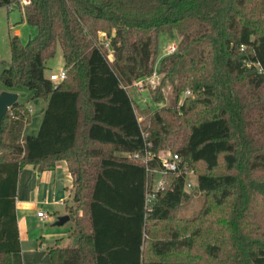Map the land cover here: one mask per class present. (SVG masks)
Returning <instances> with one entry per match:
<instances>
[{
    "label": "trees",
    "instance_id": "trees-1",
    "mask_svg": "<svg viewBox=\"0 0 264 264\" xmlns=\"http://www.w3.org/2000/svg\"><path fill=\"white\" fill-rule=\"evenodd\" d=\"M21 1L0 8L20 9L38 33L26 44L10 35L0 80L48 106L36 136H24L32 113L19 100L2 122L0 264L21 252L23 169L60 160L74 179L68 213L79 238L49 248L54 264H264V0ZM167 34L178 50L153 85ZM59 46L67 77L55 87L46 70ZM139 80L157 106L145 128L128 91ZM147 143L155 154H179L197 175L191 193L185 175L165 176L150 211L155 174L129 157ZM194 195L203 205L189 219Z\"/></svg>",
    "mask_w": 264,
    "mask_h": 264
},
{
    "label": "rangeland",
    "instance_id": "rangeland-1",
    "mask_svg": "<svg viewBox=\"0 0 264 264\" xmlns=\"http://www.w3.org/2000/svg\"><path fill=\"white\" fill-rule=\"evenodd\" d=\"M22 7V6H21ZM18 31V34L16 33ZM18 35L22 42L26 44L31 37H35L37 34V29L34 27H30L28 24L22 22V14L19 9L17 8H0V75L4 69L8 67L12 59L11 48H10V35ZM177 43L175 38H172L170 35H161L159 40V51H158V58L156 61V72H158V68L162 61V57L164 55L168 56V47L172 44ZM178 44V43H177ZM61 69H65V61L63 58V51L62 48L59 46L57 55L54 59L47 62V70L46 74L51 75V73L59 74ZM151 83L153 85L158 84V74L155 75L151 79ZM128 91L130 92L131 96L134 99V105L136 108V112L139 118V122L145 128V126H149L151 114L157 108V106L152 102V100L147 99L148 93L147 91L139 92L132 86L128 87ZM3 92H11L15 93L19 96V102L24 104L28 108L32 109V116L30 123L25 127L24 136H33V130L36 128V133L39 131V127L42 122V115H43V108L45 107V101L41 98H33L34 92L30 91L29 89L19 86L14 89L6 88L0 80V94ZM169 94L166 91V95ZM189 96L186 93L182 94L181 102L186 97ZM38 102V103H37ZM39 103L42 105H39ZM38 126V127H37ZM35 133V132H34ZM170 151H163L160 152L159 155L162 153H169ZM194 172V171H192ZM195 176L197 177L196 173L194 172ZM161 177L159 175H155L154 178V186L155 188L158 187V183L160 182ZM188 202L187 208H185L183 212V216L186 218H193L197 215L203 205V197L193 196ZM55 211H51V222L48 224L45 223H35V226L31 228V234L36 237V241L42 239V237L47 236L48 234L56 233L60 230L68 233V231L75 227L73 221H68L65 224H60L62 218L64 216V210H60V214H55ZM83 214L82 225L85 228V231L90 233V225L87 219V210L84 207L81 210ZM33 240V239H32ZM33 241L26 242L24 241L23 244V257L21 254L15 255L14 258L12 257L13 264H24L23 258L26 257L28 264H33V258L30 252L27 250L31 249V245Z\"/></svg>",
    "mask_w": 264,
    "mask_h": 264
},
{
    "label": "crops",
    "instance_id": "crops-1",
    "mask_svg": "<svg viewBox=\"0 0 264 264\" xmlns=\"http://www.w3.org/2000/svg\"><path fill=\"white\" fill-rule=\"evenodd\" d=\"M20 12L22 14V22L27 24L24 13L21 10ZM16 33L18 34V31ZM166 56L164 55L162 59ZM46 76L49 77L47 74ZM43 100L45 101V107L43 108L42 120L48 106V100ZM39 105H42V103H39ZM30 110L32 113V109ZM38 130H40V127ZM32 134H34L33 136L38 134L36 133V128ZM73 182V176L65 160L58 161L51 169L40 170L39 167L33 165H27L23 169L18 181L16 201L21 252L13 254V258L18 254H21L23 257L24 241H33L31 249L27 250L32 255L33 264H54L50 256L49 248L56 245L58 241L61 242L60 245L63 247L75 246L79 238L78 234H74L76 226L74 228L71 227L68 233L60 230L42 237L39 241H36L38 239L31 234V228L35 226V223L48 224L51 222V211H55V214H60V210H64L63 215L69 216L68 207L72 205ZM40 211L47 212L50 218L48 220L38 218L37 213ZM81 217H83L82 213ZM23 260L25 262L24 264H28L26 257Z\"/></svg>",
    "mask_w": 264,
    "mask_h": 264
},
{
    "label": "built area",
    "instance_id": "built-area-1",
    "mask_svg": "<svg viewBox=\"0 0 264 264\" xmlns=\"http://www.w3.org/2000/svg\"><path fill=\"white\" fill-rule=\"evenodd\" d=\"M28 0H22L21 6L28 5ZM108 47L109 44L105 43ZM178 50V44H172L168 47V55H172L176 53ZM157 75L155 72L154 76ZM67 77V71L65 69H61L59 74H51L49 76L50 81L55 84L57 87L61 82H63ZM139 92L145 91L146 87V80H139L132 85ZM190 95L189 92L186 93ZM152 144L147 143L146 148L143 151L136 152L134 154H130L129 157L131 159L140 160L147 165V169L149 172L159 175L161 177L160 182L158 183V187L155 188L154 181L150 180L148 185V193L146 196V208L150 211L152 209V205L157 198V194L163 190L166 186L165 176L174 174L178 176L185 175V191L191 193L195 190L197 186V177L195 176L194 172L188 171L187 166L184 163L183 159L179 154L176 153H162L161 155L155 154L151 150ZM157 165L158 168L151 169L152 165ZM38 218L42 220H48L50 215L47 212L40 211L37 213Z\"/></svg>",
    "mask_w": 264,
    "mask_h": 264
},
{
    "label": "water",
    "instance_id": "water-1",
    "mask_svg": "<svg viewBox=\"0 0 264 264\" xmlns=\"http://www.w3.org/2000/svg\"><path fill=\"white\" fill-rule=\"evenodd\" d=\"M18 99L19 96L15 93L3 92L0 94V137L3 119L7 115L9 110L13 107V105L18 101ZM69 219V216L62 218L60 224H65L67 221H69Z\"/></svg>",
    "mask_w": 264,
    "mask_h": 264
}]
</instances>
